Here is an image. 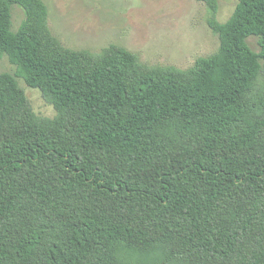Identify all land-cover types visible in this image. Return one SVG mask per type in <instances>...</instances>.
<instances>
[{
    "label": "trees",
    "instance_id": "obj_1",
    "mask_svg": "<svg viewBox=\"0 0 264 264\" xmlns=\"http://www.w3.org/2000/svg\"><path fill=\"white\" fill-rule=\"evenodd\" d=\"M199 1L219 46L182 68L70 47L45 0H0L17 66L0 72V264H264V0L226 21Z\"/></svg>",
    "mask_w": 264,
    "mask_h": 264
},
{
    "label": "rangeland",
    "instance_id": "obj_2",
    "mask_svg": "<svg viewBox=\"0 0 264 264\" xmlns=\"http://www.w3.org/2000/svg\"><path fill=\"white\" fill-rule=\"evenodd\" d=\"M49 25L58 38L73 48L98 51L112 43L121 44L150 64L189 67L202 55L217 50L219 38L207 23L206 5L199 0H45ZM238 0H219L218 19L226 21ZM16 31L24 11L13 5ZM256 36L249 38L259 50ZM7 54L0 56V72L15 73ZM25 88L36 113L54 116L56 111L39 89Z\"/></svg>",
    "mask_w": 264,
    "mask_h": 264
}]
</instances>
